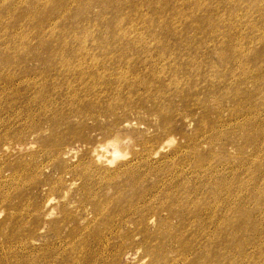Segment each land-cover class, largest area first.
<instances>
[{"label": "rangeland", "instance_id": "obj_1", "mask_svg": "<svg viewBox=\"0 0 264 264\" xmlns=\"http://www.w3.org/2000/svg\"><path fill=\"white\" fill-rule=\"evenodd\" d=\"M0 264H264V0H0Z\"/></svg>", "mask_w": 264, "mask_h": 264}]
</instances>
